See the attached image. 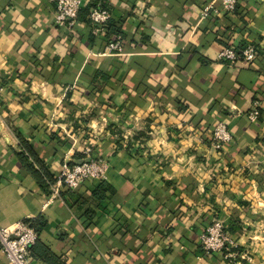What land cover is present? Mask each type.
Masks as SVG:
<instances>
[{
    "label": "crops",
    "instance_id": "1",
    "mask_svg": "<svg viewBox=\"0 0 264 264\" xmlns=\"http://www.w3.org/2000/svg\"><path fill=\"white\" fill-rule=\"evenodd\" d=\"M105 3L127 36L107 55L102 34L56 28L51 0H0V227L38 223L51 256L32 264H264V110L247 117L256 100L264 109V0L233 15L220 0ZM231 41L261 53L220 60ZM98 70L109 83L93 86ZM219 121L232 134L221 151ZM20 137L53 177L92 144L105 198L101 181L48 185ZM218 220L234 245L207 255L200 237Z\"/></svg>",
    "mask_w": 264,
    "mask_h": 264
},
{
    "label": "built area",
    "instance_id": "2",
    "mask_svg": "<svg viewBox=\"0 0 264 264\" xmlns=\"http://www.w3.org/2000/svg\"><path fill=\"white\" fill-rule=\"evenodd\" d=\"M55 4L54 25L66 33L77 29L81 23L78 21L79 14L87 5V0H51ZM222 10L226 14L233 15L239 0H220ZM217 11L212 4L204 7L201 17L203 20L210 19ZM111 11L104 8L101 2L90 8L89 19L95 35H104V28L112 17ZM121 38L108 43L104 55L117 53L121 50ZM259 55L254 45H247L242 49L234 46L226 48L219 54V59L226 62H253ZM4 85L0 83V97L3 95ZM262 102L256 100L247 117L255 123L261 115ZM213 148L217 151L224 149L225 145L232 141V134L225 122L215 124L210 134ZM82 163L65 161L61 165L59 174L56 176V187L65 188L69 191L77 190L85 181H101L106 176L108 162L104 158L94 157L92 144H86L82 153ZM88 160V161H86ZM58 197L54 191L50 201ZM39 236L30 222H21L10 228L0 227L1 251L10 264H32L30 249L36 244ZM201 246L207 255L222 253L228 245H234L231 236L225 230L222 221H215L205 234L200 237Z\"/></svg>",
    "mask_w": 264,
    "mask_h": 264
},
{
    "label": "trees",
    "instance_id": "3",
    "mask_svg": "<svg viewBox=\"0 0 264 264\" xmlns=\"http://www.w3.org/2000/svg\"><path fill=\"white\" fill-rule=\"evenodd\" d=\"M98 2H101L103 7L109 10V8L106 7L107 5L105 3V0H96L93 5H90L86 8H83L81 10V12L79 14V18H78V21L86 27V30H87L86 37H87V40L90 44L94 43V41H96V38L99 37V36H95L93 34V27H92V24H91L90 19H89L90 8L95 6ZM235 13H237V7H236L234 14ZM229 20H230V18H229ZM56 28H58V27H56ZM58 29H60V28H58ZM103 36H104L105 45H107L108 43H110L112 41H115L118 37H120L121 40L125 39L127 37L124 34V32L122 31V25H121L120 20L115 18V16H113V15H112L111 19L109 20L107 26L104 28V35ZM251 45L256 46L259 54L261 53V48L258 45H255V44H251ZM231 46H232V41L229 44L227 43L228 48ZM246 46H244V47H246ZM244 47H242V48H244ZM242 48H239V49H242ZM109 79H110V77L107 74H105V72L98 70V71H96L95 75L93 76L92 83L94 86V84L97 83V80H101V83L107 84L110 81ZM260 101L262 102V100H260ZM263 110L264 109H263V102H262L260 118L263 114ZM260 118H259V120H260ZM87 121H88V119L85 120L86 123H87ZM19 139H20L21 145H22L23 149L25 150V152H27L29 157L40 168L42 174L45 177L46 182H48V185H56V177H53L52 175H50V173H48V171L46 169L45 162H43L39 158L37 153L33 150V147L30 144V142L28 140L22 138V137H20ZM104 187H105V182H104V180H101L97 190H95V192L93 193V196L99 202H101L105 198ZM31 225L34 227L37 234L39 235L40 227H39L38 223L37 222H31ZM225 230H226V228H225ZM39 252H41V253H39ZM30 253H31V256H38L39 258L44 259V261H47V262H48V259L45 258L44 256H46V255L51 256L49 251L45 247H43L41 244H39L38 240H37L36 244L30 249Z\"/></svg>",
    "mask_w": 264,
    "mask_h": 264
},
{
    "label": "rangeland",
    "instance_id": "4",
    "mask_svg": "<svg viewBox=\"0 0 264 264\" xmlns=\"http://www.w3.org/2000/svg\"><path fill=\"white\" fill-rule=\"evenodd\" d=\"M210 139H211V137H210ZM210 143H211V145H212V141H210ZM86 145V144H85ZM213 146V145H212ZM82 157H83V155H82Z\"/></svg>",
    "mask_w": 264,
    "mask_h": 264
},
{
    "label": "water",
    "instance_id": "5",
    "mask_svg": "<svg viewBox=\"0 0 264 264\" xmlns=\"http://www.w3.org/2000/svg\"><path fill=\"white\" fill-rule=\"evenodd\" d=\"M86 161H88V160H86ZM78 163H82V162L80 161V162H78Z\"/></svg>",
    "mask_w": 264,
    "mask_h": 264
}]
</instances>
